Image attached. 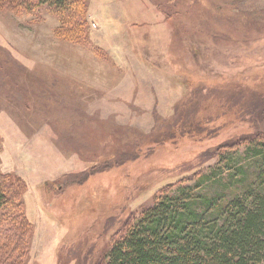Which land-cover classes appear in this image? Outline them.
Masks as SVG:
<instances>
[{"label": "rangeland", "instance_id": "1", "mask_svg": "<svg viewBox=\"0 0 264 264\" xmlns=\"http://www.w3.org/2000/svg\"><path fill=\"white\" fill-rule=\"evenodd\" d=\"M87 27L80 45L47 7L0 9V172L32 225L25 264H101L164 187L262 130L264 0H89Z\"/></svg>", "mask_w": 264, "mask_h": 264}, {"label": "trees", "instance_id": "2", "mask_svg": "<svg viewBox=\"0 0 264 264\" xmlns=\"http://www.w3.org/2000/svg\"><path fill=\"white\" fill-rule=\"evenodd\" d=\"M44 7L64 25L60 37L88 46L89 0H0L1 10L17 15ZM261 118L262 130L242 143L244 150L221 146L215 166L164 187L101 264H264V113ZM19 193V181L0 172V264H25L29 257L32 225Z\"/></svg>", "mask_w": 264, "mask_h": 264}]
</instances>
